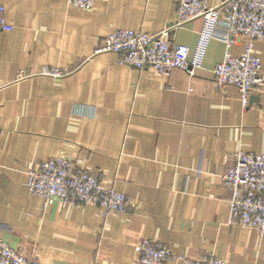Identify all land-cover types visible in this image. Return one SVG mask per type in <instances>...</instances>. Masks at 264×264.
Returning <instances> with one entry per match:
<instances>
[{
  "label": "crops",
  "instance_id": "obj_1",
  "mask_svg": "<svg viewBox=\"0 0 264 264\" xmlns=\"http://www.w3.org/2000/svg\"><path fill=\"white\" fill-rule=\"evenodd\" d=\"M0 4L13 26L0 31V235L12 247L49 264H136L135 244L148 237L175 256L264 264V233L229 221L221 179L231 152L264 151V83L246 106L235 85L217 84L222 40L209 41L192 73L159 74L97 46L114 28L159 32L174 20L175 0H94L87 10L66 0ZM201 26V17L177 25L168 41L193 46ZM242 50L239 37L230 51ZM253 53L264 79V40ZM50 156L81 158L129 205L106 216L95 204L44 205L26 171Z\"/></svg>",
  "mask_w": 264,
  "mask_h": 264
},
{
  "label": "built area",
  "instance_id": "obj_2",
  "mask_svg": "<svg viewBox=\"0 0 264 264\" xmlns=\"http://www.w3.org/2000/svg\"><path fill=\"white\" fill-rule=\"evenodd\" d=\"M72 9L92 8L94 0H66ZM175 17L170 25L159 32L141 29L114 28L102 38L98 50L118 54L117 62L139 70L152 69L166 74L174 67L192 73L203 63L209 41L218 38L225 44L223 58L212 68L217 84L235 85L243 106L249 101L251 90L262 85L261 60L253 53L255 40H264V0H175ZM196 17L202 18L193 46L184 43L170 44L169 31ZM5 7L0 4V31L11 30ZM239 37L243 50L232 54L230 49ZM41 72L52 76L62 74L55 67H43ZM229 163L221 174L223 185L229 190V221L249 226L264 233V151L236 150L229 154ZM28 190L43 198L44 205L53 201L62 204H95L102 216L123 212L129 205L127 196L102 178L98 171H87L81 158L50 156L36 162L26 171ZM136 264H227L214 253L200 256L174 255L170 247L153 238L143 237L135 244ZM0 264H49L37 257L28 256L12 247L0 235Z\"/></svg>",
  "mask_w": 264,
  "mask_h": 264
}]
</instances>
